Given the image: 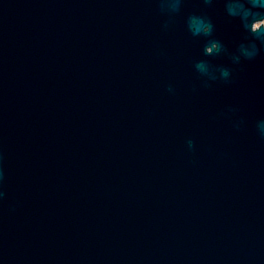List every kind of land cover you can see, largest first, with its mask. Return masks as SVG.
<instances>
[{
  "label": "water",
  "instance_id": "obj_1",
  "mask_svg": "<svg viewBox=\"0 0 264 264\" xmlns=\"http://www.w3.org/2000/svg\"><path fill=\"white\" fill-rule=\"evenodd\" d=\"M256 3L0 0V264H264Z\"/></svg>",
  "mask_w": 264,
  "mask_h": 264
},
{
  "label": "clouds",
  "instance_id": "obj_2",
  "mask_svg": "<svg viewBox=\"0 0 264 264\" xmlns=\"http://www.w3.org/2000/svg\"><path fill=\"white\" fill-rule=\"evenodd\" d=\"M251 7L253 8V11H259V7L256 3V0H252ZM226 8H228L230 10V4L229 3H226ZM259 19H262V18H259ZM254 20H256V19H253V21ZM260 39L264 40V37H260Z\"/></svg>",
  "mask_w": 264,
  "mask_h": 264
},
{
  "label": "rangeland",
  "instance_id": "obj_3",
  "mask_svg": "<svg viewBox=\"0 0 264 264\" xmlns=\"http://www.w3.org/2000/svg\"><path fill=\"white\" fill-rule=\"evenodd\" d=\"M262 22L264 23V20L260 22H256L255 27L259 26Z\"/></svg>",
  "mask_w": 264,
  "mask_h": 264
}]
</instances>
